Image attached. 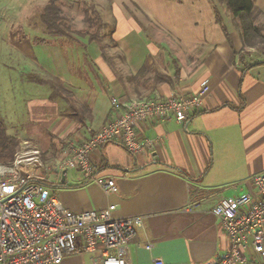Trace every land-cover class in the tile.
Here are the masks:
<instances>
[{
    "label": "crops",
    "instance_id": "0c3cea01",
    "mask_svg": "<svg viewBox=\"0 0 264 264\" xmlns=\"http://www.w3.org/2000/svg\"><path fill=\"white\" fill-rule=\"evenodd\" d=\"M108 1L114 22V48L108 56L119 57L114 67L85 28L47 39L38 33L39 23L25 21L30 39L43 44L35 51L22 45L21 57L37 61L41 73L57 79L73 96L67 103L50 100V93L49 106L30 103V116L45 121L46 132H39L36 123L20 133L35 137L46 171L65 160L66 142L85 143L117 117L120 109L113 99L123 104L192 96L208 83L212 92L203 109L185 123L138 125L140 138L163 137L145 154L134 156L117 143L93 153L97 172L115 181V193L107 195L74 170L49 188L76 214L114 205V219L143 217L129 249L133 264H154L156 259L165 264H215L229 243L214 207L225 198L252 192V178L264 176V53L256 56L254 49L244 47L240 21L218 0ZM252 1L257 14L264 15V0ZM81 71L88 72L83 76ZM72 108L71 117L67 113ZM20 135L16 137L22 143ZM62 264L103 261L89 253L68 257Z\"/></svg>",
    "mask_w": 264,
    "mask_h": 264
},
{
    "label": "built area",
    "instance_id": "2783aa9c",
    "mask_svg": "<svg viewBox=\"0 0 264 264\" xmlns=\"http://www.w3.org/2000/svg\"><path fill=\"white\" fill-rule=\"evenodd\" d=\"M211 92L206 83L192 96L123 104L113 99L120 109L117 117L85 143L69 144L62 163L44 171L42 152L29 149L12 164H0V264H62L68 257L89 253L99 255L103 264H133L129 249L143 227V217L114 219V205L99 212L73 213L49 185L60 184L64 174L74 170L107 195L115 193V181L97 172L93 153L117 143L134 156L145 154L163 137L140 138L139 124L185 123L203 109ZM252 179V192L225 198L213 209L229 243L227 253L215 264L264 262V176ZM154 264L165 263L156 259Z\"/></svg>",
    "mask_w": 264,
    "mask_h": 264
},
{
    "label": "rangeland",
    "instance_id": "374dc122",
    "mask_svg": "<svg viewBox=\"0 0 264 264\" xmlns=\"http://www.w3.org/2000/svg\"><path fill=\"white\" fill-rule=\"evenodd\" d=\"M24 1L26 0H0V116L3 117L4 122H6L8 126V134L11 136L22 134L20 136H22L23 140H28H22L21 147L19 148L20 150L15 154L12 163L19 153L29 149H37L34 146L35 143L38 145L35 141V137H31V139H34L32 143L30 138L28 139V137L24 136L25 133H20L23 129L25 130L28 126L30 129H34L37 125L36 123H40L38 124L41 126L39 132H46L45 121L43 123L39 119H33V117L30 116L29 108L31 106L29 104L33 103L38 107L40 102L46 103L47 96L50 95L51 91L49 87L30 82L28 76L30 73H36L46 81H54L55 83L58 81L57 79L55 80L46 76L45 73H41L37 69L39 64L37 61L32 63L29 59L26 60L27 58L21 57L20 55L22 45L28 44L30 48L35 51L43 44L39 41L30 39L28 30L26 32L23 26L25 21L35 26L39 23L43 31L40 30L38 33L41 32V37L50 38L48 33H42L45 32V30L42 27L43 25L41 24L40 18L44 8L48 5V0H42L37 4H32V6L24 5ZM62 9L66 19L65 26H69L73 31L81 27L82 29L85 28L83 30L85 33L88 31L90 36L97 38L94 42L98 44L100 51L106 56L105 60H107L110 66H113L117 60L116 58L119 57L117 54H113L111 57L108 56L110 54V49L114 48L113 41L110 40V32H112L111 30L114 26V22L111 18L112 7L109 1L66 0V2L64 1L62 4ZM87 11L95 22L101 24L100 30L94 27L89 29L87 26L88 24L86 25ZM228 13L230 17H233L229 11ZM257 21V23L264 28V15L258 14ZM87 27L89 30H87ZM34 34L35 32L30 34V36L33 37ZM72 34H74V32ZM253 49L255 50L253 53L256 54V56H260L264 53V42L257 41ZM94 68L96 69V67ZM87 72L88 71H81L83 76H85ZM77 74H79V71ZM60 104L61 101L57 102L58 106H60ZM45 105L49 106L47 103ZM54 110L58 112V108L56 109L55 107ZM55 143L58 144L57 142ZM72 143L73 141L66 142L65 147ZM40 145L41 144H39V146ZM65 147L63 149H65ZM41 148L43 147L41 146Z\"/></svg>",
    "mask_w": 264,
    "mask_h": 264
},
{
    "label": "trees",
    "instance_id": "16d2710c",
    "mask_svg": "<svg viewBox=\"0 0 264 264\" xmlns=\"http://www.w3.org/2000/svg\"><path fill=\"white\" fill-rule=\"evenodd\" d=\"M66 0H48V5L44 8L41 15V24L44 28L46 34L48 33L52 37L64 38L67 37L71 29L69 26H65L66 19L64 17L62 4ZM221 4L226 5V8L231 12L233 17L240 21L241 27L244 35V44L246 48L253 49L256 46L257 41L264 42V28L260 26L257 22L258 14L254 3L252 0H218ZM87 11L86 15V25L89 29L93 27L100 30L101 24L95 22L93 18L89 15ZM218 22L223 25V21L217 10ZM87 29V30H89ZM113 32V31H112ZM111 32V33H112ZM227 38L229 39L228 33L225 31ZM87 36L90 33L87 31ZM91 39L97 40V38ZM237 54L235 53V56ZM28 80L30 82L36 83L40 86L49 87L51 90L50 100L62 99L67 103H70L72 99V94L65 89L63 84L59 81H46L39 77V75H29ZM75 113L72 108L69 110L67 115L73 116ZM71 114V115H70ZM21 141L19 137L10 136L8 134V126L2 116H0V164L9 165L14 160L15 154L20 150Z\"/></svg>",
    "mask_w": 264,
    "mask_h": 264
}]
</instances>
